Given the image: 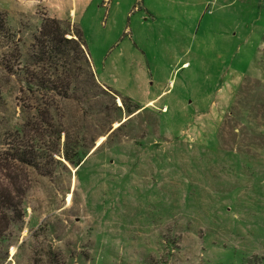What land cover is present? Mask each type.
<instances>
[{
    "label": "rangeland",
    "instance_id": "1",
    "mask_svg": "<svg viewBox=\"0 0 264 264\" xmlns=\"http://www.w3.org/2000/svg\"><path fill=\"white\" fill-rule=\"evenodd\" d=\"M45 17L89 57L33 58ZM6 192L1 264H264V0H0Z\"/></svg>",
    "mask_w": 264,
    "mask_h": 264
},
{
    "label": "trees",
    "instance_id": "2",
    "mask_svg": "<svg viewBox=\"0 0 264 264\" xmlns=\"http://www.w3.org/2000/svg\"><path fill=\"white\" fill-rule=\"evenodd\" d=\"M70 32L71 30L68 27L66 28L63 26L59 19L55 17H45L41 22L37 33L34 35L37 53H32L33 58L37 56L39 60H57L65 70L71 68L69 64H73L76 59L84 57L85 44L82 37V31L79 28H76L75 31L73 30V34ZM67 34H70L71 36L67 37ZM85 49L89 57L86 46ZM60 86H62V84H60ZM64 87L68 88L67 85H64ZM132 106L133 110L130 111L129 114L142 107V105L136 103H133ZM73 145H66L62 154L68 162L74 167L77 166L78 169L83 163V158H85L88 151L82 150L81 146H78V144ZM56 151L59 152L57 149ZM51 154L52 152L46 153V151L30 149V147L27 148L22 146L12 153L14 159H17L23 164L33 166L37 164L36 161L40 162L42 159L46 160L47 157H51ZM59 161L62 162L61 160ZM17 195L18 194H16V196ZM15 197L7 192L0 193V249L2 247L7 249V244L5 243L8 239L6 233L7 227L11 223L15 224L20 221L24 215L20 206L21 201L18 197ZM4 257H6L5 253L0 256V264Z\"/></svg>",
    "mask_w": 264,
    "mask_h": 264
},
{
    "label": "crops",
    "instance_id": "3",
    "mask_svg": "<svg viewBox=\"0 0 264 264\" xmlns=\"http://www.w3.org/2000/svg\"><path fill=\"white\" fill-rule=\"evenodd\" d=\"M155 98V97H154ZM154 98H149V99H147L143 104H142V106L143 105H145V104H147V103H149V105L148 106H157V107H159V109H161V111H164L166 108H167V106H166V104L165 103H161V104H158V102H160V100L158 99V100H156V101H153L152 99H154ZM163 108H165L164 110H163Z\"/></svg>",
    "mask_w": 264,
    "mask_h": 264
},
{
    "label": "bare ground",
    "instance_id": "4",
    "mask_svg": "<svg viewBox=\"0 0 264 264\" xmlns=\"http://www.w3.org/2000/svg\"><path fill=\"white\" fill-rule=\"evenodd\" d=\"M118 103H120V100H118ZM102 139H103V136H100L98 140L96 141V144H99L102 141ZM69 198H70V194L68 193L66 199L69 200Z\"/></svg>",
    "mask_w": 264,
    "mask_h": 264
}]
</instances>
